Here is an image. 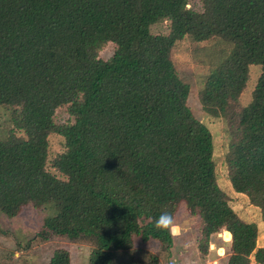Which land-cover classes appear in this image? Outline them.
<instances>
[{
	"label": "trees",
	"instance_id": "16d2710c",
	"mask_svg": "<svg viewBox=\"0 0 264 264\" xmlns=\"http://www.w3.org/2000/svg\"><path fill=\"white\" fill-rule=\"evenodd\" d=\"M0 0V211L54 203L43 240L84 241L88 264H142L126 255L136 242L170 250L174 236L156 227L184 205L200 218L199 250L226 231V264H264L259 227L243 220L218 184L214 141L188 105L189 84L172 59L177 43L218 40L204 86L203 110L225 121V157L233 190L264 222V0ZM168 23L166 34L151 27ZM111 58L99 57L108 44ZM261 74L251 101L241 95L250 67ZM66 107L70 120L58 124ZM64 139L50 157L49 137ZM50 168L63 178L55 175ZM144 264H159L150 255ZM48 264H72L55 250Z\"/></svg>",
	"mask_w": 264,
	"mask_h": 264
},
{
	"label": "rangeland",
	"instance_id": "374dc122",
	"mask_svg": "<svg viewBox=\"0 0 264 264\" xmlns=\"http://www.w3.org/2000/svg\"><path fill=\"white\" fill-rule=\"evenodd\" d=\"M189 8L200 11L201 0H189ZM153 34H166L168 23H160L151 27ZM222 48L218 40L205 43H195L190 39H184L177 43L172 52V59L181 79L190 85L191 92L188 105L195 117L204 123L213 135L214 161L218 184L231 198V206L234 211L245 221L256 223L259 227L260 246H264V222L261 211L253 206L249 199L236 193L229 181L225 157L228 151L229 134L226 123L221 118L209 116L199 100V92L204 86L206 77L215 61L214 52ZM115 51V45L108 43L100 52L99 57L103 60L111 58ZM261 74V67H250V79L246 90L241 95L240 102L247 105L252 98V92ZM58 124H64L70 120L67 108H59L55 114ZM11 126L8 112L0 107V133ZM50 157H55L64 149V139L60 135L53 134L49 137ZM55 175L63 178L55 169L50 168ZM58 213L54 203L35 209L26 206L21 213L9 218L0 211V264H48L58 249L69 252L72 264H88L92 246L84 241L71 242L53 238L43 240L39 235L44 220ZM175 224L180 227L179 236L174 237L173 246L170 250L164 249L160 243L150 241L136 242V247L126 255L127 258L145 262L150 255H156L159 264H226L230 247V236L226 231L222 232L229 236L228 240L214 235L210 241L208 254L202 255L199 250L201 238L200 218L190 215L182 205L175 217ZM214 245V250L212 246ZM223 249L224 254H219Z\"/></svg>",
	"mask_w": 264,
	"mask_h": 264
},
{
	"label": "clouds",
	"instance_id": "9594fccd",
	"mask_svg": "<svg viewBox=\"0 0 264 264\" xmlns=\"http://www.w3.org/2000/svg\"><path fill=\"white\" fill-rule=\"evenodd\" d=\"M156 227L162 230H169L172 236H179L181 229L174 222V218L169 213H162L159 219L157 220ZM219 237H222L224 240H228L229 236L225 233H217ZM214 250V245L212 246ZM219 254L222 256L224 254L223 249L220 250Z\"/></svg>",
	"mask_w": 264,
	"mask_h": 264
},
{
	"label": "crops",
	"instance_id": "0c3cea01",
	"mask_svg": "<svg viewBox=\"0 0 264 264\" xmlns=\"http://www.w3.org/2000/svg\"><path fill=\"white\" fill-rule=\"evenodd\" d=\"M258 246H259V247H264V246H260L259 243H258Z\"/></svg>",
	"mask_w": 264,
	"mask_h": 264
}]
</instances>
